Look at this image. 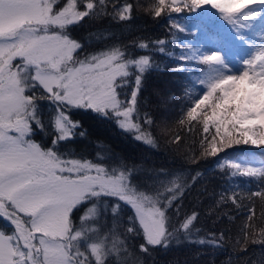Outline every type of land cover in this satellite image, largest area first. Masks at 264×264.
I'll return each mask as SVG.
<instances>
[{"label":"snow or ice","instance_id":"1","mask_svg":"<svg viewBox=\"0 0 264 264\" xmlns=\"http://www.w3.org/2000/svg\"><path fill=\"white\" fill-rule=\"evenodd\" d=\"M140 20L168 24L172 39L140 30ZM98 21L103 46L90 50L92 37L78 31ZM205 21L216 28L209 46L178 41L173 30ZM154 73L179 81L153 90V108L143 92ZM190 75L203 87L178 122L202 134L188 144L171 129L173 92ZM87 119L114 123L150 151L162 142L189 151L175 171L90 158L76 148L91 134ZM233 144L264 148V0H0V264H156L155 253L185 243L205 264L229 244L239 264H264V161L254 153H225L219 191L198 193L212 200V227L200 226L195 206L181 214L200 161Z\"/></svg>","mask_w":264,"mask_h":264},{"label":"trees","instance_id":"2","mask_svg":"<svg viewBox=\"0 0 264 264\" xmlns=\"http://www.w3.org/2000/svg\"><path fill=\"white\" fill-rule=\"evenodd\" d=\"M173 15L178 19H181L183 22L184 20H188L194 14L173 13ZM106 27V24H103L99 21L95 24L84 23L78 31V35L86 39L90 36L92 37V39L88 41L90 50L96 47H102L103 45L98 42L95 34L99 29ZM137 27L140 30L145 31L151 29L149 34L153 37L167 38L168 40L172 39L171 33L169 32V25L162 21L150 22L145 25L143 20H140ZM114 31H116L117 36H120L119 30ZM173 31H176L178 41L191 42L194 45L200 46H209L207 37L213 35L216 32V28L212 23L205 21L201 23L199 29L193 28L190 32L186 31L184 33H180L178 30ZM124 35L127 36V33L125 32ZM169 50H173L175 52L180 51L179 48H175L172 45H169ZM172 59L173 58L164 57L162 58V62L169 64ZM189 78L192 80L191 84H188L186 88L181 87L178 91L173 92V95L175 96L173 103L176 105V107L173 108L175 122L172 124L171 131L172 135L179 134L181 139L186 138L187 143L191 144L193 138L196 140L200 139L202 129L199 133L195 130L188 132L187 124L181 126L178 122L180 108L181 105L189 102V96L194 97L198 95L200 89L203 86L198 84L195 77L190 75ZM166 81L175 83L179 81V77L154 73L148 80L146 84V90L143 92V95L152 101L150 107H155V97L152 94L154 89L158 87H171V84L165 83ZM85 124L89 127L91 134L87 140L77 145L76 148L78 151L83 152L90 158L99 157L101 159H110L114 156L126 157L128 163L130 164L133 162L139 164L141 161L146 159L149 162V164L146 165L148 167L154 166L158 168L160 166H164L175 171L181 168L183 153L189 151L185 145L181 148L180 153H171L167 150V146L164 145L163 142L158 149L150 151L146 146L140 144V142L134 141L131 134L123 132L114 123H101L96 122L93 119H87L85 120ZM177 143H179V141H177ZM245 152L254 153V159L256 162L264 161V148H254L251 145L244 144H233L231 147L225 148L223 151L219 152L217 157L210 156L201 160L199 164V170L203 172V175L200 177V180L196 182L192 191L185 195L182 201L181 214H183L185 211H191L192 207L195 206L201 213L200 226L204 228L212 227L215 217L213 216L209 218L208 215L212 200L208 196H198V193L202 191L205 184H207L210 191L212 188H216V190L219 191L218 184L222 185L224 183V180L222 179L223 170L221 169L220 165H224V167L227 168L229 156H235ZM225 153H228L229 156H225ZM218 157L219 160L217 162ZM196 167V165H185L184 168L187 170L186 175H195V172L191 170ZM249 179L250 178L247 177L236 178L238 182L247 181ZM241 187L245 189H255V183H242ZM237 223H239V221H237ZM0 225H2V222H0ZM216 226L220 228L232 227L231 225L220 224L219 222H217ZM232 232L234 237V228ZM250 247L256 249V251L252 253V258H258L260 254L259 246L253 245ZM199 251H201V249H199L197 246L185 243L180 246L173 245L166 252L159 251L154 254L153 258L155 259L156 264H205L208 257L206 255L198 256L197 253ZM229 256L233 257L234 264H239V260L232 252L231 244L228 245L225 252L218 254L215 257V264H223V262L228 259Z\"/></svg>","mask_w":264,"mask_h":264},{"label":"rangeland","instance_id":"3","mask_svg":"<svg viewBox=\"0 0 264 264\" xmlns=\"http://www.w3.org/2000/svg\"><path fill=\"white\" fill-rule=\"evenodd\" d=\"M207 7L210 8L211 6L208 5ZM212 11L217 13V16H218V18L221 20V22L226 23V22H224V21L222 20V15L218 13V10H216V9H212ZM229 27H230V26H229ZM246 31H247V30H246Z\"/></svg>","mask_w":264,"mask_h":264}]
</instances>
